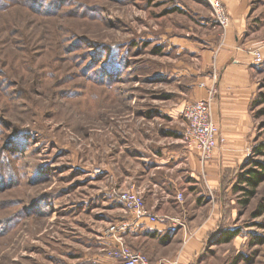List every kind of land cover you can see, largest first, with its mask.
<instances>
[{
	"label": "rangeland",
	"instance_id": "1",
	"mask_svg": "<svg viewBox=\"0 0 264 264\" xmlns=\"http://www.w3.org/2000/svg\"><path fill=\"white\" fill-rule=\"evenodd\" d=\"M233 1L264 40V0H0V264H116L122 248L148 264H264V181L250 196L241 177L264 165V60L241 157L222 141L208 179L182 142L195 87L219 88ZM120 189L140 192L157 236Z\"/></svg>",
	"mask_w": 264,
	"mask_h": 264
},
{
	"label": "crops",
	"instance_id": "2",
	"mask_svg": "<svg viewBox=\"0 0 264 264\" xmlns=\"http://www.w3.org/2000/svg\"><path fill=\"white\" fill-rule=\"evenodd\" d=\"M243 7V4L238 1L229 4L228 11L232 14V26L226 33L224 43L218 48L215 62L212 63L220 75L219 88L213 98L212 115L224 134L223 143L226 153L223 152L222 156L224 155L226 159L241 157L240 153L250 134L253 124L250 104L256 86L254 81L256 63L253 52L256 48H261L264 55L263 38L250 40L245 36L246 26L243 18ZM209 57L210 55L206 54V59ZM203 78L205 86L200 84L195 87L192 101L205 99L210 95L208 86L211 85L212 79L209 76ZM186 150V156L195 169H204L206 166L207 175L204 170L205 178L210 179V173L216 172L217 167L220 168L222 163H225L223 157L204 162L199 151L187 148ZM195 175L199 177L196 173ZM143 221L148 222L149 220L144 218ZM151 223H153L151 225L153 229L150 232L155 231L156 236L158 231L165 228L163 223Z\"/></svg>",
	"mask_w": 264,
	"mask_h": 264
},
{
	"label": "built area",
	"instance_id": "3",
	"mask_svg": "<svg viewBox=\"0 0 264 264\" xmlns=\"http://www.w3.org/2000/svg\"><path fill=\"white\" fill-rule=\"evenodd\" d=\"M213 5L215 6V14L219 23L226 28L230 24L227 9L219 1H214ZM262 46H264V40ZM253 53L257 63L264 60L261 48H257ZM213 98L214 91L210 92V96L207 99L191 101L184 108L187 126L182 136V142L188 149L199 151L203 161L210 159L222 141H224L220 127L212 115ZM117 195L132 211L135 218L157 221L158 217L151 216L146 209L140 192L120 189ZM116 256V264H148V257L139 251L122 248L116 253Z\"/></svg>",
	"mask_w": 264,
	"mask_h": 264
},
{
	"label": "trees",
	"instance_id": "4",
	"mask_svg": "<svg viewBox=\"0 0 264 264\" xmlns=\"http://www.w3.org/2000/svg\"><path fill=\"white\" fill-rule=\"evenodd\" d=\"M264 102V97H263ZM260 149V148H259ZM261 152V151H260ZM263 168L262 170H257L256 168H250L242 173V179L247 182L249 187L243 188L248 190V195L253 196L257 187L264 181V165H261ZM247 200H245L246 202ZM238 232H231L228 236H225V239H232L233 237L237 236Z\"/></svg>",
	"mask_w": 264,
	"mask_h": 264
}]
</instances>
